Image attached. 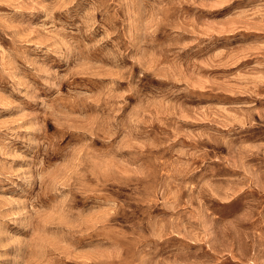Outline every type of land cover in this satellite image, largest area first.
Returning a JSON list of instances; mask_svg holds the SVG:
<instances>
[{
	"label": "clouds",
	"instance_id": "clouds-1",
	"mask_svg": "<svg viewBox=\"0 0 264 264\" xmlns=\"http://www.w3.org/2000/svg\"><path fill=\"white\" fill-rule=\"evenodd\" d=\"M0 264H264V0H0Z\"/></svg>",
	"mask_w": 264,
	"mask_h": 264
}]
</instances>
